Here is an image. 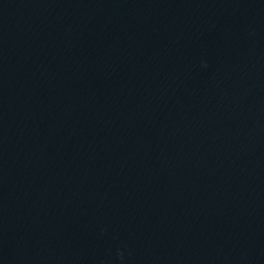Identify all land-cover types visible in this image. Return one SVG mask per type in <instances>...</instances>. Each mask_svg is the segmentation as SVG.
<instances>
[{"label": "water", "instance_id": "1", "mask_svg": "<svg viewBox=\"0 0 264 264\" xmlns=\"http://www.w3.org/2000/svg\"><path fill=\"white\" fill-rule=\"evenodd\" d=\"M0 264H264V0H0Z\"/></svg>", "mask_w": 264, "mask_h": 264}]
</instances>
